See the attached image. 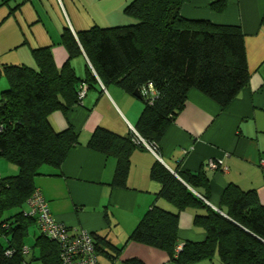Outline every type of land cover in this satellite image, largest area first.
I'll return each instance as SVG.
<instances>
[{"label":"trees","instance_id":"16d2710c","mask_svg":"<svg viewBox=\"0 0 264 264\" xmlns=\"http://www.w3.org/2000/svg\"><path fill=\"white\" fill-rule=\"evenodd\" d=\"M187 1L131 0L123 11L135 19L132 24L92 25L77 31L76 37L65 27L61 34L69 58L83 51L103 84L114 82L129 93L140 91L144 106L134 128L145 140L155 143L159 152V142L168 124L184 108L189 89L201 91L225 108L249 79L240 27L186 19L179 9ZM224 5L219 0L212 7L222 11ZM32 55L36 68L3 66L8 86L0 94V156L18 172L0 177V264L14 263L22 256L24 232L36 221L25 215L22 207L35 188L34 178L41 173L40 168H58L78 143L77 132L71 126L54 129L49 114L65 112L77 103L81 83L97 82L88 63L84 80L69 60L57 67L49 46L32 49ZM149 83L155 90L150 99L141 92ZM87 146L116 157L111 185L124 186L130 153L138 147L130 135L97 126ZM178 175L184 182L161 162L154 163L150 176L161 183L157 194L177 210L153 205L129 240L165 251L175 264H191L215 254L223 264H264V204L256 192L228 184L219 208L214 209L186 186H197L204 179L201 173L179 171ZM189 205L205 209L204 214L194 216L193 223L202 227L206 236L202 241L187 240L178 250V211ZM13 208L18 210L6 215ZM42 237L57 253L59 262L56 245ZM95 246L98 251L96 241ZM7 249L13 250L9 256ZM128 262L143 264L136 258Z\"/></svg>","mask_w":264,"mask_h":264},{"label":"crops","instance_id":"0c3cea01","mask_svg":"<svg viewBox=\"0 0 264 264\" xmlns=\"http://www.w3.org/2000/svg\"><path fill=\"white\" fill-rule=\"evenodd\" d=\"M130 1L0 0V77L6 81L0 80V94L8 86L3 66L24 64L36 68L32 49L40 47H50L57 67L69 60L84 80L86 55L82 51L69 58L61 43L62 31L68 27L76 37L77 31L92 25L132 24L134 18L123 11ZM217 1L189 0L181 5L179 14L189 20L240 27L249 71L247 85L225 108L201 91L189 89L184 108L168 124L159 142L160 158L146 148L135 147L129 156L124 186L111 185L116 157L89 148L87 141L97 126L130 135V126L136 125L144 106L141 98L114 82L100 84L97 79L91 85L86 83L81 103L48 116L56 130L71 126L78 134V143L58 168L42 166L34 186L42 192L54 218L70 233L86 230L92 234L98 242L99 264H130L128 261L134 258L143 264H175L165 251L129 240L132 230L153 205L177 210L157 194L161 183L150 176L156 161L178 178L179 171L201 173L204 179L197 186L185 184L197 197L200 194L207 198L213 208H219L228 184L243 191L254 190L264 204V0H223L222 11L213 9ZM101 2L112 4L107 18L93 12ZM220 158L224 169L208 167L209 159ZM17 171L14 164L0 156V177ZM27 209L25 201L22 211ZM204 213V208L195 205L178 211V250L187 240L205 239V231L193 223L195 215ZM2 241L7 245L3 238ZM23 244L28 251L9 264H60L36 221L27 226ZM191 264L223 263L215 254Z\"/></svg>","mask_w":264,"mask_h":264},{"label":"built area","instance_id":"2783aa9c","mask_svg":"<svg viewBox=\"0 0 264 264\" xmlns=\"http://www.w3.org/2000/svg\"><path fill=\"white\" fill-rule=\"evenodd\" d=\"M88 64L100 84H102L89 61ZM86 91L87 84L81 83L76 96L78 104L82 102ZM141 92L146 97H149V99L155 96V90L150 83L147 87L142 88ZM1 130L2 127L0 126V131ZM130 137L136 146L146 148L156 157L160 158L158 146L153 142L145 140L133 126H130ZM262 163H264V160H262ZM207 165L214 170L224 169L223 160L221 158L209 159ZM197 195L205 203L211 205L203 196L200 194ZM26 204L28 209L24 214L33 216L36 219L41 233L56 245L60 264H99L95 240L92 234L86 230L70 233L65 224L54 218L40 189L35 187L32 190L31 194L26 199ZM27 251V246L24 245L21 247V253H26ZM12 253V249H7L5 251V254L8 256Z\"/></svg>","mask_w":264,"mask_h":264},{"label":"rangeland","instance_id":"374dc122","mask_svg":"<svg viewBox=\"0 0 264 264\" xmlns=\"http://www.w3.org/2000/svg\"><path fill=\"white\" fill-rule=\"evenodd\" d=\"M111 3H104V2H101L99 5H96L93 9V12L94 14L97 15V17H104V18H107L106 17V13L110 12L111 11ZM91 8V7H90ZM92 9V8H91ZM135 21V19H134ZM136 22V21H135ZM0 80H3L5 81V79L1 76L0 77ZM6 82V81H5ZM17 168V167H16ZM18 170V168H17ZM18 172V171H17ZM18 210V208H13V209H10L9 211L6 212V215H11L13 214L14 212H16Z\"/></svg>","mask_w":264,"mask_h":264},{"label":"water","instance_id":"95a60500","mask_svg":"<svg viewBox=\"0 0 264 264\" xmlns=\"http://www.w3.org/2000/svg\"><path fill=\"white\" fill-rule=\"evenodd\" d=\"M133 95L136 96V97H138V98H141V95H140V91L139 90H135L133 92Z\"/></svg>","mask_w":264,"mask_h":264}]
</instances>
